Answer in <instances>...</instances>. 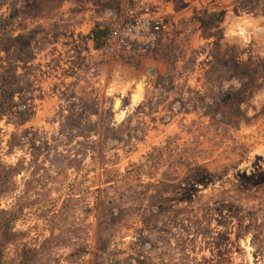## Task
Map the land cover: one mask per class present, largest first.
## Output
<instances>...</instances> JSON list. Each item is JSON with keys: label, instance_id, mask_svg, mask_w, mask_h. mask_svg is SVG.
Listing matches in <instances>:
<instances>
[{"label": "rangeland", "instance_id": "obj_1", "mask_svg": "<svg viewBox=\"0 0 264 264\" xmlns=\"http://www.w3.org/2000/svg\"><path fill=\"white\" fill-rule=\"evenodd\" d=\"M0 264H264V0H0Z\"/></svg>", "mask_w": 264, "mask_h": 264}, {"label": "built area", "instance_id": "obj_2", "mask_svg": "<svg viewBox=\"0 0 264 264\" xmlns=\"http://www.w3.org/2000/svg\"><path fill=\"white\" fill-rule=\"evenodd\" d=\"M108 31L111 35H116L118 33V29L120 26L118 24L108 23L107 25ZM142 26H145V22L142 23ZM161 24L157 22L156 25H154V28L158 30L160 28Z\"/></svg>", "mask_w": 264, "mask_h": 264}, {"label": "bare ground", "instance_id": "obj_3", "mask_svg": "<svg viewBox=\"0 0 264 264\" xmlns=\"http://www.w3.org/2000/svg\"><path fill=\"white\" fill-rule=\"evenodd\" d=\"M138 86H139V87H142V88H145V87H147L148 85H147V83H146L144 80H141V81L139 82ZM114 102H115V105L120 106V104H121V99H119V98H115Z\"/></svg>", "mask_w": 264, "mask_h": 264}]
</instances>
